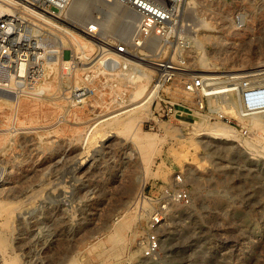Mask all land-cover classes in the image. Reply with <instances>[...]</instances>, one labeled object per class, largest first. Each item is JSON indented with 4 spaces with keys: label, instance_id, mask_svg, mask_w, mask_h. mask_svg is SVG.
Listing matches in <instances>:
<instances>
[{
    "label": "rangeland",
    "instance_id": "obj_1",
    "mask_svg": "<svg viewBox=\"0 0 264 264\" xmlns=\"http://www.w3.org/2000/svg\"><path fill=\"white\" fill-rule=\"evenodd\" d=\"M10 4L3 3L0 16L17 13ZM104 6L72 0L67 16L82 25L104 16L110 30L118 21L108 19ZM180 22L181 35L176 31L161 53L178 64L173 79L155 83L148 67L146 88L156 86L148 110L132 109L127 99L126 76L142 68L98 65L97 42L87 57H77L68 33L89 38L56 22L51 55L37 58L43 68L53 56L62 59L41 82L49 81L48 89L29 96L31 85L17 88L14 79L3 86L7 79L0 78V264H264V110L258 119L240 116L226 93L213 92L227 75L264 64V0L189 7ZM194 75L221 76L203 110L195 106L197 95L184 90ZM74 87L79 96L65 94ZM176 109L183 114L174 116ZM199 117L235 133L224 139L194 131L190 124ZM138 131L151 136L146 151ZM166 185L188 192L189 201L167 199ZM135 202L132 215L123 216ZM155 212L162 215L160 247L145 257L141 240Z\"/></svg>",
    "mask_w": 264,
    "mask_h": 264
},
{
    "label": "built area",
    "instance_id": "obj_2",
    "mask_svg": "<svg viewBox=\"0 0 264 264\" xmlns=\"http://www.w3.org/2000/svg\"><path fill=\"white\" fill-rule=\"evenodd\" d=\"M14 1L17 13L0 16V72L4 79L10 81L15 75H19L17 62L23 61L21 78H15L22 82H19L21 85L16 83V87L26 88L27 91L28 86L39 77L42 68L37 58L42 60L51 55L52 50H49V47L52 45L53 34L49 21L63 24L72 31H80L90 40L97 42L98 52L105 66L133 70L144 63L154 69L155 83H161L173 79V71L177 69L174 66L177 67L178 64L164 58L161 53L169 48L168 42L175 36L176 31L177 36L181 35L183 23L178 21L182 19L183 12L189 7L198 9L222 0H102L111 7L110 14H107L109 20L118 21L117 27L112 26L110 30L104 27V16H101V19L90 17V21L83 25L67 16L65 11L72 0ZM234 19L242 21V13L236 12ZM182 37V43L188 40V36ZM35 38H38L45 48L35 45ZM68 60L70 63L67 69L71 70L74 66L71 52ZM210 82L211 80L206 81L201 75L189 76L183 81L185 92L196 94L199 98L195 101V106L200 110L204 109V99L208 100L214 95L205 90L214 84ZM77 90L78 88L74 87L65 94L69 92L70 97L79 96ZM226 92L237 97L239 103H235V107L237 113L242 116L264 109V69L251 70L232 80V88L218 94ZM225 101L229 102L228 97H225ZM210 110L213 111L214 108ZM182 114L183 111L177 109L173 112L174 116ZM175 177L173 184L177 185L182 178L179 174ZM162 194L172 201H189L188 192L174 185H166ZM161 218L160 212H155L150 214L146 221L147 232L141 240V250L145 257L153 256L159 250L158 227Z\"/></svg>",
    "mask_w": 264,
    "mask_h": 264
},
{
    "label": "bare ground",
    "instance_id": "obj_3",
    "mask_svg": "<svg viewBox=\"0 0 264 264\" xmlns=\"http://www.w3.org/2000/svg\"><path fill=\"white\" fill-rule=\"evenodd\" d=\"M102 1V0H101ZM7 2H11V4H14L15 3V1L14 0H0V13H3L4 11H5V7H2L3 6V3H7ZM72 2V1H71ZM71 2H70V4H71ZM10 4V5H11ZM105 4V3H104ZM106 5V4H105ZM70 6V5H69ZM69 6H68V8L66 9V11H65V14L67 15V11H68V9H69ZM99 7V6H98ZM103 7V6H102ZM104 7H106V9L108 10V11H110L111 10V7L110 6H108V5H106V6H104ZM109 7V8H108ZM104 11V13L106 12H108V11ZM115 11V10H114ZM69 13V12H68ZM109 15V14H108ZM3 16V15H2ZM109 19V18H108ZM109 21V20H108ZM53 22H55V21H49V24H50V28L52 27V23ZM110 22V21H109ZM112 22V21H111ZM110 22V23H111ZM57 23V22H56ZM58 24H60V23H58ZM208 24H209V22L207 21V20H204V19H202L201 20V25L202 26H204V27H208ZM61 25H63V24H61ZM64 26V25H63ZM66 27V26H65ZM110 28V27H109ZM210 28V27H209ZM62 30H64L65 31V29H63V28H61ZM107 29V28H106ZM71 30V29H70ZM108 30V29H107ZM53 34V33H52ZM69 35H70V39H71V41H72V43H73V45H74V47H75V52H76V55H77V57H82V56H84V58L85 57H87L88 56V53H90V52H92V50L95 48V45H96V42H93V41H91V40H89V39H86V38H84V37H81V36H79V35H77V34H73V33H68ZM211 35V34H210ZM53 36V35H52ZM38 38H35V40H34V44L35 45H37V46H39V44H40V46L39 47H43V48H45L44 47V45H42L41 43H40V41H39V43H37L38 42ZM62 42H63V44L65 45V44H67V42H66V38L62 35ZM52 43H53V37H52ZM51 47V46H50ZM49 47V48H50ZM55 49V48H54ZM97 49V48H96ZM72 58H73V55H72ZM62 61V59H60V58H57V57H55V56H53L48 62H46V64H44V68H43V64H39L40 66L42 65V68H43V71H42V73H40V75H39V78H37L36 79V81L34 82V84L33 85H31V89H30V93H28V95L29 96H32V95H35V94H40V93H42L44 90H46V89H48V87H49V81H46V84H44L43 86L41 85V82L42 81H45V80H47L46 79V76H47V74H48V72H50V71H54V69H56L55 68V66H56V64L59 62H61ZM97 62V61H96ZM95 62V63H96ZM19 63V64H18ZM68 63L69 62H66V64H67V66H68ZM94 63V64H95ZM98 63H103V62H99L98 61ZM65 64V65H66ZM148 67H150V66H148L147 64L145 65L144 63H142V64H140V65H138L137 66V68L136 69H139V68H142L141 69V72H137V76H126V80L130 83V90H129V97H127V99H129V100H131V103H134V105L131 107L132 109H134V108H140V109H142V108H144V107H146V109L148 110V108H149V105H151L150 104V102H151V97L152 96H154V95H156V94H154V91H155V89H154V87H156L155 86V84L152 82V84H153V86L151 87V88H146V85H147V83H148V81H149V78H148V76L150 75V73L152 72ZM17 70L19 71V75L17 74V75H15L14 77L15 78H21V74H22V71H23V69H24V62L23 61H20V62H17ZM42 68H40V71L42 70ZM262 69H264V64H262V65H259V66H257L256 68H254V70H262ZM56 74V73H55ZM245 74V73H244ZM244 74H229V75H227L223 80H222V82L223 83H221V84H219V85H216V86H214L213 87V92L215 93H217V92H221V91H224V90H230L231 88H232V80H234V79H236V78H239V77H241V76H243ZM53 75V74H52ZM51 75V76H52ZM60 76V75H59ZM202 76V75H201ZM62 77H64V76H62ZM0 78L1 79H4L3 78V75H2V73L0 72ZM14 78V79H15ZM121 77H119L118 78V80L120 79ZM125 78V77H124ZM203 78L206 80V81H209V80H211V82L210 83H214V84H217V83H219L220 82V79L219 78H221V76H211V77H208L207 75L206 76H203ZM14 79H11L10 81H8V79H7V83H5V80H4V85L3 86H12V83H13V80ZM16 81L18 80V79H15ZM50 80V79H49ZM19 82H22V80H18L16 83H19ZM56 83V82H55ZM150 83V82H149ZM148 83V84H149ZM20 84V83H19ZM213 84V85H214ZM15 86L17 85V84H14ZM21 85V84H20ZM212 85V86H213ZM116 86V85H115ZM158 86V85H157ZM212 86H210V87H208V88H205V90H208V92L209 93H211L212 92V89H211V87ZM10 88V87H9ZM158 88V87H157ZM114 90H116V91H118L119 90V86L116 88L115 87V89ZM157 90V89H156ZM54 92V91H53ZM115 92V91H114ZM116 94V93H115ZM154 94V95H153ZM230 94V92H226V94H225V97H229V96H231V95H229ZM1 95H2V92H1ZM4 95V94H3ZM6 95V94H5ZM9 95V94H8ZM8 95H6V98L8 97ZM18 95V94H17ZM227 95H229V96H227ZM11 96V95H10ZM17 96H15V97H13V98H16ZM232 97V96H231ZM1 98V97H0ZM18 98V97H17ZM2 100V99H1ZM114 100V99H113ZM128 100V101H129ZM8 101V100H7ZM4 103V102H3ZM229 103H234V104H232V106L234 105V107H235V103H239V100L237 99V97L235 96L234 97V100H232V99H229ZM123 104V103H122ZM125 104H127L128 105V103H125ZM231 105V104H230ZM123 106V105H122ZM121 106V107H122ZM125 106V105H124ZM131 106V105H130ZM229 106V105H228ZM127 108V107H126ZM226 107H222V108H220L219 109V111L218 112H222V109H225ZM231 108V107H230ZM118 109V108H117ZM140 109H138V110H140ZM145 109V108H144ZM143 109V110H144ZM229 109V108H228ZM235 109H236V107H235ZM127 110V109H126ZM130 110V109H129ZM182 110V109H181ZM234 110V109H233ZM264 109H260V110H256V111H254L253 113H251V114H249L248 115V117L250 116L251 118H253V119H255V118H257L256 116H257V114L259 113V112H261V111H263ZM67 111V110H66ZM65 111V112H66ZM238 111L240 112V110H239V107H238ZM74 112V111H73ZM118 112V111H117ZM122 112V111H121ZM123 112H125V111H123ZM146 112V111H145ZM193 112V111H192ZM236 112H237V109H236ZM235 111H234V115H235V113H236ZM115 113V112H114ZM229 113V112H228ZM121 114V113H120ZM197 114V113H196ZM195 114V115H196ZM220 114H222V113H220ZM227 114V113H226ZM230 114V113H229ZM238 114V113H237ZM259 114H261V113H259ZM74 115V114H73ZM114 116H116V114H113ZM75 116V115H74ZM121 116H122V114H121ZM199 116V115H198ZM237 116V115H236ZM241 116V115H240ZM262 116V115H261ZM63 117V116H62ZM113 117V116H112ZM112 117H110V118H112ZM249 117V118H250ZM126 118V117H125ZM128 118V117H127ZM248 118V119H249ZM258 119V118H257ZM109 120V119H108ZM122 120V119H121ZM132 119L130 118V119H128V120H125L123 123H122V125L123 126H121V127H123V129H128V128H130V122H132L131 121ZM179 120V119H178ZM195 120V119H194ZM205 119L203 118V117H199V119H197V120H195L194 122H192L190 125H192V128H193V130L194 131H204L205 132V130H207V132H210V133H212V135H214L216 138L217 137H219V138H224V139H231V136L232 135H234V133H235V130L231 127V126H229V125H227L226 123H223L222 121H221V123H215V124H212V123H210V124H212L211 126L209 125V123H208V125L209 126H206V124H205V121H204ZM219 120V119H218ZM250 120V119H249ZM107 121V120H106ZM181 121V120H180ZM210 122V121H209ZM115 123V122H114ZM178 123V122H177ZM184 123V122H183ZM118 124V123H117ZM121 124V123H120ZM172 125V124H171ZM113 126H115V124L113 125ZM264 126V125H263ZM117 127V126H116ZM6 129V128H5ZM7 129H8V127H7ZM180 129V128H179ZM42 130V129H41ZM263 130H264V128H263ZM127 132V131H126ZM187 132V131H186ZM195 133V132H194ZM128 135V134H127ZM135 136L136 137H138L139 138V146H140V148L141 149H143L144 151H146V149L148 148V145L150 144V142H152V140H151V136L149 135V134H147V133H139V131L138 132H135ZM214 136H212V137H214ZM133 137V136H132ZM214 137V138H215ZM135 139V138H134ZM138 140V139H137ZM137 140H135V141H137ZM154 140V139H153ZM132 141V140H131ZM137 144V145H138ZM143 189V183H142V185H141V188H140V194L142 195V190ZM136 203L137 202H135V205H133V207L132 208H130L129 210H126L125 211V213L123 214V216H126V217H128V216H131L132 215V212H133V209L136 207ZM10 264H14V263H10Z\"/></svg>",
    "mask_w": 264,
    "mask_h": 264
}]
</instances>
